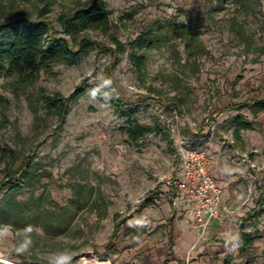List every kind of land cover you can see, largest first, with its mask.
<instances>
[{"label":"rangeland","instance_id":"rangeland-1","mask_svg":"<svg viewBox=\"0 0 264 264\" xmlns=\"http://www.w3.org/2000/svg\"><path fill=\"white\" fill-rule=\"evenodd\" d=\"M78 1L54 0L45 11L59 34L58 15ZM44 2L0 0V19L37 14ZM106 2L111 33L87 35L116 49L115 35L125 51L92 49L72 63L43 69L24 88L13 85L17 74L0 78L6 99L0 105V145L6 151L0 152V182L26 160L32 166L26 185L15 179V187L0 191V207L9 205L11 214L0 234V264H264V112L255 117L251 109L241 111L255 125L236 140L238 112L225 110L233 102L264 97V0ZM189 19L199 27L204 55H190L176 40L152 49L142 70L134 67L130 44L142 31ZM104 86L129 105H108L97 93ZM79 87L84 93L60 126L42 93L68 97ZM133 119L151 131L131 139L126 127ZM190 146L206 151L233 211L204 233L178 187L181 150ZM146 196L155 204L139 212ZM21 201L38 206L47 221L17 224L12 216ZM72 201L80 202L78 213L58 234L49 221L57 217L56 206L73 207ZM241 234L255 237L244 253L237 241Z\"/></svg>","mask_w":264,"mask_h":264},{"label":"trees","instance_id":"trees-1","mask_svg":"<svg viewBox=\"0 0 264 264\" xmlns=\"http://www.w3.org/2000/svg\"><path fill=\"white\" fill-rule=\"evenodd\" d=\"M54 0H45L44 8L37 14L22 12L14 16L0 19V78L4 75H15L17 79L13 85L17 87H27L34 84L40 72L43 69H50L59 64H69L87 54L90 50L112 51L114 54L125 51L120 40L111 35L115 48H104L95 40H92L87 32L98 30L104 34L111 33V11L106 0H85L78 1L75 7L69 11L61 12L57 21L61 26L62 34L46 17V10H49ZM181 40L185 43L190 55L202 56L206 53V47L201 40L199 27L192 19L186 23H180L177 20L161 22L156 26L142 31L132 42L129 52L130 59L137 70H142L145 66L148 53L152 49H159L166 45ZM84 93L83 88L79 87L70 96H64L59 92L53 94L42 93V101L48 113L58 118L60 126H63L70 112L71 103L80 98ZM98 96L115 110H121L129 105L126 98H122L112 87L104 86L102 92H97ZM175 99H173L174 101ZM176 103V101H174ZM6 99L0 95V105H4ZM177 105L180 104L177 102ZM245 109H251L257 117L264 112V97L253 96L244 101L233 102L225 108L229 111L241 112ZM224 110V111H225ZM5 119H0V131L4 127ZM235 126L236 140H240V132L245 129H252L255 125L247 117L239 113L233 119ZM151 131L149 125L140 123L133 119L128 122L126 132L133 140L144 137ZM0 152L5 153V149L0 145ZM32 169L30 160H26L17 170L12 171L5 180L0 182V191H4L11 185H17L13 182L18 181L19 186H24L29 181V172ZM12 186L11 190L14 188ZM263 199L261 202L263 203ZM155 199L151 196L144 197L137 210L144 209L155 204ZM66 206H56L58 208L57 217L53 222L49 221L50 226L55 225V232L63 233L71 227L78 210L79 201H72ZM19 211L12 217L16 223L25 227L39 226L40 221H47L38 206L30 201H21L17 205ZM256 212V208L253 210ZM9 205L0 207V234L4 227L10 224ZM119 216V214H117ZM120 223L116 226L115 232L119 230ZM241 253L249 251L254 243L255 237L250 234H241L237 239ZM223 264H231L224 261Z\"/></svg>","mask_w":264,"mask_h":264},{"label":"built area","instance_id":"built-area-1","mask_svg":"<svg viewBox=\"0 0 264 264\" xmlns=\"http://www.w3.org/2000/svg\"><path fill=\"white\" fill-rule=\"evenodd\" d=\"M181 151L178 187L186 194L197 226L204 233L213 223L225 222L233 211L224 188L210 171L206 151L198 146L183 147Z\"/></svg>","mask_w":264,"mask_h":264},{"label":"crops","instance_id":"crops-1","mask_svg":"<svg viewBox=\"0 0 264 264\" xmlns=\"http://www.w3.org/2000/svg\"><path fill=\"white\" fill-rule=\"evenodd\" d=\"M239 113H241V112H238V114H239ZM242 114H243V113H242ZM249 121H251V120H249ZM256 121H259V120H256ZM251 122H253V121H251Z\"/></svg>","mask_w":264,"mask_h":264},{"label":"clouds","instance_id":"clouds-1","mask_svg":"<svg viewBox=\"0 0 264 264\" xmlns=\"http://www.w3.org/2000/svg\"><path fill=\"white\" fill-rule=\"evenodd\" d=\"M107 83V82H106ZM93 95H95V92H93Z\"/></svg>","mask_w":264,"mask_h":264}]
</instances>
